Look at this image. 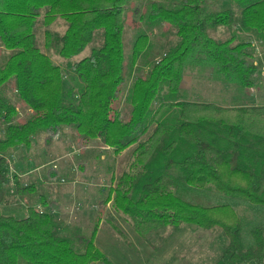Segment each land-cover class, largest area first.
<instances>
[{"label":"trees","instance_id":"trees-1","mask_svg":"<svg viewBox=\"0 0 264 264\" xmlns=\"http://www.w3.org/2000/svg\"><path fill=\"white\" fill-rule=\"evenodd\" d=\"M207 1L0 0V50L8 52L0 65V264H114L93 242L108 197L89 235L77 227L71 235L54 215L60 205L10 172L16 149L39 135L48 149L64 129L74 131L80 149L97 140L115 153L130 150L109 192L137 234L169 224L217 229L226 243L214 264H264V105L189 101L181 86L189 63L203 60L223 86L237 92L255 86L260 69L251 43L217 40L210 31L238 26L264 41V0H216L229 2L223 10H210ZM127 11L137 32L125 64ZM57 17L66 25L61 34L47 29ZM158 26L176 41L145 76L132 78L148 32ZM94 38L99 46L72 61ZM172 186L212 190L227 200L202 206L182 200ZM36 193L23 218L1 209L8 198ZM228 201L256 216L220 217Z\"/></svg>","mask_w":264,"mask_h":264},{"label":"rangeland","instance_id":"rangeland-1","mask_svg":"<svg viewBox=\"0 0 264 264\" xmlns=\"http://www.w3.org/2000/svg\"><path fill=\"white\" fill-rule=\"evenodd\" d=\"M207 7L210 10H223L229 8L230 4H217L216 0H208ZM136 17L134 16V19ZM130 19L131 12L127 11L123 39L125 64L128 62L137 32ZM65 26L64 21L57 17L47 29L51 33L61 34ZM210 35L217 40L234 36L237 41L251 43L253 60L259 65L260 72L255 86L244 93L257 99L258 103H264V41H259L253 31L242 30L238 26H218L210 31ZM175 41V34L166 31L165 27L158 26L148 32L147 44L134 63L132 78L145 76L153 60ZM99 44L98 38H94L71 60L78 61L87 56L90 50ZM0 51L2 65L8 52ZM45 52L55 64L62 66V58L52 50ZM223 85L204 60L189 63L181 84L184 98L196 102H211L212 96L221 100L225 94L227 96ZM230 92V95L235 94L231 90ZM18 111L19 117L25 115V110ZM77 140L73 130L64 129L51 147L46 149L42 144V136L39 135L32 139V144L27 149L18 148L9 157L10 172L16 174L20 182L32 184L38 194L43 193L44 197L58 202L60 209L54 212V215L62 221L64 227L69 226L67 228L72 229L67 231H71L69 234L72 235L73 229L77 227L80 233L88 236L95 223L99 202L108 197L110 202L105 205L93 242L94 247L106 254L114 264H214L217 261L226 243V238L220 230H203L188 224H169L150 230L144 236L137 234L132 228L130 217L111 203L113 195L109 192L125 169L130 150L115 153L112 149L101 146L97 140H91L85 149H80ZM50 169L56 171L54 176ZM175 177L180 180L176 173ZM172 187L173 192L182 197V200L202 206H213L227 200L212 190L181 192L178 187ZM37 197L36 193L31 196L32 199L8 198L6 204H1V209L16 218H23L27 205ZM234 202H229V208L225 209L220 217H237L251 221L256 216V212L249 206ZM37 207L42 210L39 205Z\"/></svg>","mask_w":264,"mask_h":264},{"label":"crops","instance_id":"crops-1","mask_svg":"<svg viewBox=\"0 0 264 264\" xmlns=\"http://www.w3.org/2000/svg\"><path fill=\"white\" fill-rule=\"evenodd\" d=\"M222 87L224 88L223 91L227 93V96L225 94L221 100L219 98H216V96L215 97L212 96V98L210 99L212 102L220 106H235L236 105V106H250L251 107V106L264 105V103H261V102L258 103L257 99L251 97L250 95H246V93H244L245 90L241 92H237L234 90L233 87H229V86L227 87L222 86ZM230 90L235 94L230 95L231 93Z\"/></svg>","mask_w":264,"mask_h":264}]
</instances>
